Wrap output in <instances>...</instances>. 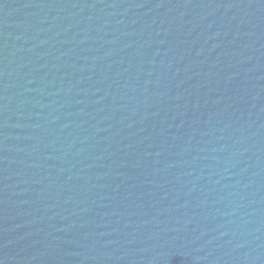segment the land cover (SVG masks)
Wrapping results in <instances>:
<instances>
[{
    "label": "water",
    "instance_id": "1",
    "mask_svg": "<svg viewBox=\"0 0 264 264\" xmlns=\"http://www.w3.org/2000/svg\"><path fill=\"white\" fill-rule=\"evenodd\" d=\"M0 264H264V0H0Z\"/></svg>",
    "mask_w": 264,
    "mask_h": 264
}]
</instances>
